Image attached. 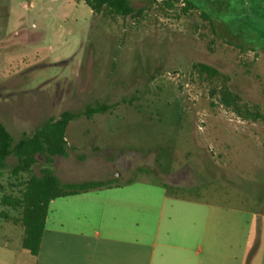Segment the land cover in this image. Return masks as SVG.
I'll use <instances>...</instances> for the list:
<instances>
[{
  "label": "rangeland",
  "instance_id": "rangeland-1",
  "mask_svg": "<svg viewBox=\"0 0 264 264\" xmlns=\"http://www.w3.org/2000/svg\"><path fill=\"white\" fill-rule=\"evenodd\" d=\"M238 1L206 0L225 29L204 16L211 6L185 11L183 0H130L129 16L94 14L84 0H0V122L17 142L64 111L113 105L69 124L73 149L55 157L56 175L66 183L163 181L187 188L179 192L186 197L240 210L250 233L245 264H258L264 118L244 120L221 99L226 88L264 114V50L242 46L251 41L235 25ZM199 64L219 75L198 73ZM16 162L10 156L0 169V244L12 251L25 230L1 216H21L2 197L20 196L28 177L13 176Z\"/></svg>",
  "mask_w": 264,
  "mask_h": 264
},
{
  "label": "crops",
  "instance_id": "crops-1",
  "mask_svg": "<svg viewBox=\"0 0 264 264\" xmlns=\"http://www.w3.org/2000/svg\"><path fill=\"white\" fill-rule=\"evenodd\" d=\"M118 182L51 200L39 253L3 243L0 264H245L240 210L169 194L163 181ZM260 246L264 264V236Z\"/></svg>",
  "mask_w": 264,
  "mask_h": 264
},
{
  "label": "trees",
  "instance_id": "trees-1",
  "mask_svg": "<svg viewBox=\"0 0 264 264\" xmlns=\"http://www.w3.org/2000/svg\"><path fill=\"white\" fill-rule=\"evenodd\" d=\"M91 8L94 14H101L105 9L111 13L121 16L134 15L136 9L132 6L130 0H84ZM189 8L202 6L213 8L210 2L206 0H183ZM208 3V4H206ZM208 5V6H207ZM239 11L245 12L242 0L238 1ZM213 10L204 11V16L208 18L211 24L216 23L215 13ZM222 22V21H221ZM225 29L229 26L221 23ZM242 28V22L235 24ZM252 41L255 38V31H248ZM246 45L242 43V46ZM254 49L258 47L253 45ZM264 49V47H263ZM198 73H207L209 76H218L216 69L204 64L196 66ZM222 102L228 107H232L233 111L240 115L244 120L258 121L264 118V114L255 110L246 104H239L238 97L228 89L221 90ZM113 108V105L106 103L90 106L80 112L64 111L58 117H53L38 126L33 133L25 134L19 141H15L13 135L6 125L0 122V169L8 167V159L14 156L17 162L12 166L13 176L28 174V177L21 183L24 188L20 196H12L4 194L2 197V205L11 207L14 210H21V216L10 217L6 212H2L6 220L13 223H20L24 227L23 248L28 250L32 255L36 256L40 251L41 241L45 230L46 217L48 207L51 200L74 195L103 188H109L118 185L117 180H100V181H84V182H63L55 173L52 166L57 156H68L70 149H73L66 139V131L69 124L82 116L91 118L99 113H107ZM43 159V162H42ZM41 164L40 175L34 172V166ZM169 194L183 196L180 191H189L187 188L177 187L169 183H163ZM1 188V187H0Z\"/></svg>",
  "mask_w": 264,
  "mask_h": 264
},
{
  "label": "flooded vegetation",
  "instance_id": "flooded-vegetation-1",
  "mask_svg": "<svg viewBox=\"0 0 264 264\" xmlns=\"http://www.w3.org/2000/svg\"><path fill=\"white\" fill-rule=\"evenodd\" d=\"M245 12H242V31H255V38L250 44L264 50V0H242ZM221 24V22L217 21ZM250 35V34H249Z\"/></svg>",
  "mask_w": 264,
  "mask_h": 264
}]
</instances>
